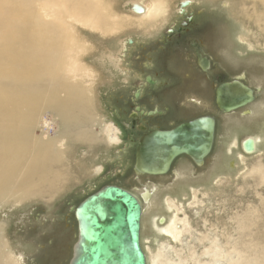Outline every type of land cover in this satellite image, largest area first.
I'll return each mask as SVG.
<instances>
[{
    "label": "bare ground",
    "instance_id": "obj_1",
    "mask_svg": "<svg viewBox=\"0 0 264 264\" xmlns=\"http://www.w3.org/2000/svg\"><path fill=\"white\" fill-rule=\"evenodd\" d=\"M227 1V11L243 30L240 41L252 49H261L264 0H235L232 4ZM166 2L127 0L133 16L126 17L118 13L110 0H0V208L38 202L51 206L67 183L80 180L72 170L71 159L83 151V162L85 150H93L106 139L116 140L117 129L100 124V97L96 95L101 85L99 72L87 61L101 49L91 39L97 38L103 45L119 31H127L114 38L113 48L109 49L115 52L105 51L108 63L127 82L130 79L126 69L132 70L127 60L134 42L132 32L156 28L161 14V19L169 16L164 14ZM191 2L184 0L182 4L187 6ZM127 34L131 35L124 39ZM108 71L113 77V71ZM151 84L156 81L151 80ZM141 94L139 91L137 96ZM259 146H264L263 133L246 138L245 154L239 153L237 162L228 161V172L215 173L205 188L188 190L194 205L204 210L200 218L204 228L199 223L203 229L202 235L199 233L200 243L207 241L211 246L208 250L222 252L211 258L214 262L264 264V157L257 156L258 160L252 162L248 157L261 154ZM242 177L249 184L247 192L240 188L241 183L232 189ZM187 192L182 193L184 199ZM150 196L145 194L144 200L148 201ZM182 205L183 202L173 201L168 206L173 210ZM182 222L189 231V217ZM170 226L163 233L175 238L176 225ZM152 241L158 248L161 237L154 234ZM194 260L192 255L190 261Z\"/></svg>",
    "mask_w": 264,
    "mask_h": 264
},
{
    "label": "rangeland",
    "instance_id": "obj_2",
    "mask_svg": "<svg viewBox=\"0 0 264 264\" xmlns=\"http://www.w3.org/2000/svg\"><path fill=\"white\" fill-rule=\"evenodd\" d=\"M126 1L110 0L120 15L132 17L130 6L126 5ZM182 1L184 0L166 2L164 14L169 13V16L161 19V14L156 28L143 33L130 31L133 35H124V39L131 35L134 40L133 46H135L131 47L132 55H129L127 59L132 66V68L130 64V67L128 66L132 70L126 69L127 78L130 79L127 82L124 81L125 76L119 71V74L116 73L114 67L105 58L106 52L107 54L115 52L109 49L116 41L114 38L127 31H119L113 39L107 40L110 41L109 43L103 42V45L97 38L91 39L92 42H90L95 47L100 46L101 49L95 58L87 61L88 66L94 67V71L99 72V78H97L101 85L96 95L100 97L97 101L98 113L101 116L100 124L102 127L116 128V140L106 139L102 145L96 144L93 150H85L87 156L83 162L80 161L84 156L83 151L71 159L72 170L80 177V180L67 183L66 188L56 197L51 206L38 202L28 204L27 207L23 205L0 208V264H70L79 239L75 209L85 198L110 185L124 188L142 205L141 245L147 264H197V261L226 264L222 260L218 262L211 260L217 255L220 256L222 252L213 253L208 250L211 246L207 241L200 243L202 228H204L200 218L204 210L194 205L193 197L188 190L205 188L210 184L215 173L228 172L231 167L227 165L228 161L233 159L237 162L239 153L245 154L243 141L248 137L264 134V46L260 47L261 49H252L248 43L240 41L243 30L227 11L224 3L226 0H190L192 2L187 6H183ZM234 1L228 0L227 3L232 4ZM170 30L174 32L170 33ZM174 35L199 39L205 55L212 60L214 81L211 79L208 100L195 91L196 83L205 87L207 78L195 77L191 74L196 81L194 90L185 91L184 89L188 88L184 86L185 79L190 77V73H187L186 69L180 70L181 68L177 65L179 58L180 62H183L185 56L182 53H174L175 56H171L166 49L161 50L162 47H167L169 38ZM104 45L108 48L106 49ZM109 69L114 70L113 77L110 76ZM234 79H240L254 88L256 100L247 107L225 114L215 105V88L223 82ZM151 80L156 81V84L152 85ZM110 81L115 82L114 85H110ZM155 86V91L148 88ZM139 91H142L143 95L140 96L142 99L137 98ZM160 91L171 92L175 96L180 95L181 102L178 101L177 104L180 103V106H186L187 109L181 107L180 110L175 111L174 105L171 106L158 99ZM136 108H141L145 114L149 113V115L156 114L158 108L161 111L170 109L167 117L162 118L161 122L145 115L142 123L147 124L148 131L155 128L169 130L199 116H214L217 122L215 144L204 166L199 167L191 158L180 156L174 161L167 175L159 177L136 175L133 171L136 145L130 138V114ZM95 129L99 130V127ZM86 145L81 146L84 148ZM262 147L259 146L261 154L257 152L254 154L256 156H248L250 162L257 161V156L264 157ZM82 173L86 175L82 176ZM239 180L234 182L232 189L241 183L242 187H239L247 192L249 184L243 177ZM185 192L188 194L187 199L183 198ZM147 193L151 196L148 201H145L144 195ZM173 201L183 202L184 205L171 210L168 205ZM199 202L201 203L202 200ZM173 211L174 213H171ZM171 215H178L179 218ZM187 217L191 224L189 231L186 229L187 225L182 222H185ZM173 223L176 225L173 231L175 238L163 233V230L172 226ZM154 225L157 226V230ZM175 231L178 232L176 235ZM154 234L161 237L158 248L152 241ZM154 247L156 249H153ZM192 255L195 259L193 262L190 261Z\"/></svg>",
    "mask_w": 264,
    "mask_h": 264
},
{
    "label": "water",
    "instance_id": "obj_3",
    "mask_svg": "<svg viewBox=\"0 0 264 264\" xmlns=\"http://www.w3.org/2000/svg\"><path fill=\"white\" fill-rule=\"evenodd\" d=\"M205 64L208 69V62ZM255 100L256 90L240 79L223 82L216 89V103L225 114ZM215 134L216 119L211 115L170 130H153L138 146L134 173L167 175L180 156L202 167L213 151ZM142 214L140 201L118 186H105L85 198L75 209L79 239L70 264H147L141 245Z\"/></svg>",
    "mask_w": 264,
    "mask_h": 264
},
{
    "label": "flooded vegetation",
    "instance_id": "obj_4",
    "mask_svg": "<svg viewBox=\"0 0 264 264\" xmlns=\"http://www.w3.org/2000/svg\"><path fill=\"white\" fill-rule=\"evenodd\" d=\"M184 30L186 32V28ZM169 39H170V41H169L167 47H164V48L162 47L161 50L166 49V51H168V53L171 56H175L174 53H176V54L182 53L185 56V60H183V62L182 61L180 62V58L177 62V65H179V67L181 68L180 70L186 69L187 73H190V77H187L185 79L186 85L184 84V86H188V88H186L184 90L185 91H193L194 90V84L196 81H194V79L191 77V74H194L195 77L196 76H198V77L202 76L203 78L206 77L207 80H205V87L199 86L196 83L195 91L197 93H199L204 99L208 100L209 96H210V92H211V89L209 88L211 79H213V81H214V75H213V70H212V64L213 63H212V60L209 59L205 55L204 49L201 45V41L199 39L182 37L180 35L177 37L174 35V36L170 37ZM133 45H134V42H133ZM133 45H131V46L134 48L135 46H133ZM129 55H132L131 51H130ZM137 59H139V58H137ZM206 62H208V65H209L208 69L205 68ZM221 84H219V85H221ZM148 86H149V84H148ZM217 87L215 88L214 96H215V105H216L217 109L219 110L218 105L216 103V89H217ZM148 88H152L151 90L155 91L156 86L154 88L153 87H148ZM141 93H142V91H141ZM142 95L143 94H141L140 96H142ZM138 96H137V98L140 97V96L139 97ZM157 97L160 101H164L165 103H167L171 106L174 105L175 111L180 110L181 107H185V110L187 109L186 106H180V103H179V105L177 104L178 101L181 102V100L179 99L180 95L175 96L171 92L163 93L160 91V94L158 93ZM140 99H142V97H140ZM142 112H144V111H142L141 108H136L130 114V123H131L130 138H132V140L134 141V143L136 145L135 162H136V156H137V149H138V146L140 145L142 139L153 130H163L160 128H155L151 131H148L147 124L145 122L142 123L143 118L146 115L148 118H156V120H158V122H161L160 120H163L162 118L167 117V113L169 114L170 109H166V111L165 110L161 111L158 108L156 111V114H153V115H149V113H147L148 114L147 115V114H145V112H144V114H142ZM196 118H198V117H196ZM186 122H188V121H186ZM182 123H184V122H182ZM182 123H180V124H182ZM134 166H135V164H134ZM133 171H134V167H133ZM122 189H124V188H122Z\"/></svg>",
    "mask_w": 264,
    "mask_h": 264
}]
</instances>
